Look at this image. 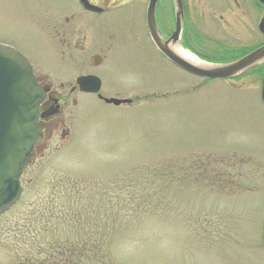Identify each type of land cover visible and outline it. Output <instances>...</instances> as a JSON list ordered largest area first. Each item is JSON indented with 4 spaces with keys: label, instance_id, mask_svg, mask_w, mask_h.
<instances>
[{
    "label": "rangeland",
    "instance_id": "1",
    "mask_svg": "<svg viewBox=\"0 0 264 264\" xmlns=\"http://www.w3.org/2000/svg\"><path fill=\"white\" fill-rule=\"evenodd\" d=\"M72 1L0 0V44L31 57L52 86L74 80L75 66L62 68L30 14L56 16ZM138 47L98 70L104 93L135 88L158 98L120 105L81 98L69 138L55 135L35 152L19 178L20 198L0 215V264L89 236L106 264H263L256 249L264 228L260 81L204 83L145 41ZM207 157L226 158L227 171L216 163L217 182L208 184L215 170L203 174L208 183L180 173L181 160ZM166 163L191 180L147 176Z\"/></svg>",
    "mask_w": 264,
    "mask_h": 264
},
{
    "label": "flooded vegetation",
    "instance_id": "2",
    "mask_svg": "<svg viewBox=\"0 0 264 264\" xmlns=\"http://www.w3.org/2000/svg\"><path fill=\"white\" fill-rule=\"evenodd\" d=\"M59 8L56 16H49L47 9L30 14V23L43 34L62 68L75 66L74 80L52 86L43 73L37 72L38 65L31 57L10 45L25 56L44 94L37 120L41 138L34 145L31 157L36 151L44 150L46 142L55 135L60 142L69 138L83 96L105 104L107 98L128 99L127 104L158 98V91L150 90L145 97L135 88L125 95H105L103 79L98 73L112 56L140 48L138 44L142 40L148 51L163 57L153 41L149 23L162 44L173 51L190 52L209 63L231 62L264 46V0H73L72 6ZM41 13L44 16L37 20ZM81 77H89V89L80 87ZM202 80L205 83L213 79ZM223 80L241 87L260 81L261 86L264 60L232 79ZM96 86L98 89L93 92ZM70 105L75 112L67 114ZM69 114L73 119L71 124L67 120ZM259 238L256 249L264 264V228Z\"/></svg>",
    "mask_w": 264,
    "mask_h": 264
},
{
    "label": "water",
    "instance_id": "3",
    "mask_svg": "<svg viewBox=\"0 0 264 264\" xmlns=\"http://www.w3.org/2000/svg\"><path fill=\"white\" fill-rule=\"evenodd\" d=\"M153 41L162 55L182 70L201 78L235 77L264 60V46L231 62H191L162 44L149 23ZM89 77L78 79L80 87H87ZM98 80H96L97 82ZM97 86L93 92L97 91ZM44 97L37 79L24 56L12 47L0 44V215L8 211L20 198V176L29 164L32 148L40 138L37 124L39 103ZM264 102V80L261 88ZM128 99L107 98L106 103L120 105Z\"/></svg>",
    "mask_w": 264,
    "mask_h": 264
},
{
    "label": "trees",
    "instance_id": "4",
    "mask_svg": "<svg viewBox=\"0 0 264 264\" xmlns=\"http://www.w3.org/2000/svg\"><path fill=\"white\" fill-rule=\"evenodd\" d=\"M210 157H207L206 159H195V161H187V159H183L180 162V167L183 169L181 174H185L189 177V174H192L193 177L202 178V180H205V183L207 182V178L204 176V173H214L216 179H214V176H210L208 178L209 183L212 184V181H218L220 179L221 174L217 175L218 172H216V163L220 164V167H223L224 171H227L225 168H229L223 161L226 158L222 157H213V159H209ZM236 159V158H235ZM227 160H230L229 158ZM221 161V162H220ZM213 169V170H211ZM175 170L174 167L171 168L169 163H166L164 166L157 167L155 169H152L151 172L154 174H147L148 177H157L159 179L167 178L168 179H177L179 182H187L191 179H188L186 181L184 176H180L179 174L176 176V172L171 174V172ZM188 171V172H187ZM189 171L191 173H189ZM197 173L194 175L193 173ZM230 173V171H228ZM192 177V178H193ZM206 178V179H204ZM232 178V176H231ZM171 181V180H169ZM193 184H197V182L194 180L192 182ZM221 184V182H220ZM204 185V184H202ZM213 186V185H212ZM216 188V187H214ZM221 190V189H220ZM153 209V207H151ZM91 236H89L87 239L83 240H75L72 242H65V243H57L51 244L48 249H46V252H42L40 248H37L36 252L33 254H28L27 256H21V258L17 259L15 264H106V261H104L103 254L101 251L98 250V246L95 245V243L90 239ZM112 264V263H109Z\"/></svg>",
    "mask_w": 264,
    "mask_h": 264
},
{
    "label": "bare ground",
    "instance_id": "5",
    "mask_svg": "<svg viewBox=\"0 0 264 264\" xmlns=\"http://www.w3.org/2000/svg\"><path fill=\"white\" fill-rule=\"evenodd\" d=\"M177 52H178V54H179L180 56H182L183 58H185V59H187V60H189V61H191V62H195V63H197V62L200 61V60L197 59V57H195V56H194L192 53H190V52L182 51V50H178Z\"/></svg>",
    "mask_w": 264,
    "mask_h": 264
}]
</instances>
